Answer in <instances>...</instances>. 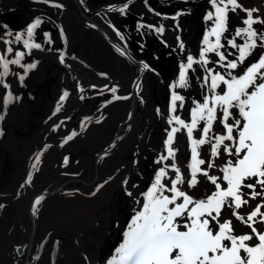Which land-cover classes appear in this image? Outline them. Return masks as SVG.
<instances>
[{
  "label": "rangeland",
  "instance_id": "obj_1",
  "mask_svg": "<svg viewBox=\"0 0 264 264\" xmlns=\"http://www.w3.org/2000/svg\"><path fill=\"white\" fill-rule=\"evenodd\" d=\"M80 1L89 11L106 9L98 16H94V20L127 49L132 57L143 66L144 64L149 66L144 70L136 90L138 94L136 108L144 107L143 113L137 121L139 126L137 130L134 127L133 131L128 122L127 125L119 129V124L126 122L130 112L131 85L136 74V67L111 47L98 31L83 21L73 0H51V3L61 4L62 8H55L51 6V3L36 2V0H0V35H3L4 40L12 41L8 45L0 41V54L4 48L10 46L14 52L26 53L25 60L21 62L22 65L29 61L38 62L36 69L31 70L26 76L25 86L22 87L24 95L21 98L23 102L20 111L27 117L28 129L31 131H33L32 126L38 122L37 118L42 119V122L45 119H50L46 116L47 107L53 105L56 109L61 95L65 91L69 93L61 107V110L65 108V112L62 114L63 123L58 122L62 128L63 124L69 127L71 124L72 132L77 133L73 137L74 142L68 148L71 161L67 165L65 173L59 170L52 171L46 185L53 181L57 175L80 177L78 170L90 167L91 159L95 156L92 153L101 151L117 132L122 133L117 145V156L113 158L110 153L105 156L106 164L103 171L111 173L114 168H118L119 163L124 162L121 166L124 167L123 172H119L120 169L117 172L114 171L112 180H108L105 176L102 181L88 182L84 188L86 190H83L79 185L72 186L81 188L79 190H69L66 187L63 190L68 191L66 194L49 195L51 199L45 203L44 208L45 215L50 216L46 231L52 230L53 222H56L58 225L55 224L53 228L58 233H64L61 242L64 246L71 245L76 239L80 241V247L73 254V257L76 258L73 264H106L122 242L123 232L135 214L134 209L139 210L142 207L141 193L147 190L159 168L172 164L171 159L159 164L154 162L161 155H167L164 144L167 131H170L172 127H179L175 123L168 124L172 92L175 91L176 94L184 97V106L179 107L180 102L178 101L177 111L173 115L179 116L186 123L191 122L190 110L195 106L193 101L202 102L206 94L211 95L208 87L203 84L206 72L200 64H194L193 68L188 71L189 84L186 88H170V85L177 81L179 65L187 63L188 54H192L194 58L198 59L205 31L213 26V22L206 20L205 16L209 11L214 12L215 10L211 8L209 0ZM239 2L246 8L259 10L254 13V18H264V0H239ZM125 4L128 7L122 13L118 9ZM110 8L114 10H109ZM178 12L181 15L173 20L172 17L176 16ZM245 16V12L241 9L228 12V31L223 33L221 42L225 44L229 52L235 50L227 46V39L232 38L236 28L245 27L242 23ZM37 17H40L43 23L35 30L34 40L41 43L44 50L33 49L29 53V50L23 47V40L15 42L13 36L8 33L24 34L26 27ZM140 25H144V27H140ZM160 26L165 28L163 34L155 31ZM253 27L258 32H264L262 24H254ZM61 30L64 33L63 38H61ZM117 32L120 35H117ZM44 33H48L52 39L51 45L44 43ZM177 37L180 38L179 41ZM210 39L214 41L215 38L210 37ZM236 39L237 43H243L244 37ZM180 42L184 44L183 50L178 47ZM49 48L52 50L49 51ZM260 51L257 49L244 66L257 59ZM60 52L65 53L64 64L59 61ZM207 56L210 61L208 68L221 73L226 71V69L219 68L218 64L212 63V61H218L215 53H208ZM9 58H15L14 54H10ZM232 58L229 57V59ZM244 66L238 68L237 72L242 71ZM9 67L10 76L14 81L21 83L15 73L23 75V68L16 65ZM93 85L96 87L93 88ZM112 87L117 88L115 96L126 98L115 99L110 91ZM81 88L84 89L83 92L80 91ZM100 89L104 90L103 94H100ZM221 89L226 90V86L221 85L216 90L217 93H220ZM82 96L83 99H81ZM157 109H159V113ZM232 111L238 117V110L233 109ZM221 115L222 113L218 109L217 116ZM133 122L134 120L130 121L132 125H134ZM15 123L18 122L15 121ZM203 124V121L198 124L197 129L193 132V138L200 137V129ZM82 126L84 127L83 131L81 130ZM213 134H226L219 119L213 123V133L210 135ZM225 143L230 142L226 141ZM173 148L176 150L177 166L181 169L182 174L188 176L187 165L190 163L191 152L186 129H181L175 134ZM198 151L200 158L206 161V164L201 167L206 168L210 159L211 144L206 143ZM124 153H128L130 157L127 158ZM58 159L62 161L63 154L56 153L44 160L50 164L54 163L57 167L55 162ZM228 159L235 158L223 153L221 157L215 159V163L224 166ZM51 166L48 167L47 164L44 169L42 166L40 167L37 174L38 184H44L49 172L48 168ZM64 168L65 166L62 165V169ZM209 174L218 177L223 175L219 168L210 169ZM174 176L175 173L168 167V175L163 182L168 184ZM125 180L128 181L127 184L124 183ZM198 180L200 182L195 188L189 189L187 184L178 187H182L196 199H203L216 190L206 177L199 175ZM219 182L222 187H227L226 182L222 180ZM249 182L251 181H245V183ZM132 185L137 187H132ZM126 189L132 192L133 196H129ZM38 191L34 190V193ZM242 191L250 190L242 189ZM165 194L171 195V193ZM28 195L29 193L26 192V196ZM137 199L141 201L140 205L135 203ZM258 201L259 198L256 201H250L249 205L243 206L239 211L244 212L246 209L250 211L252 205ZM180 202L182 201H177V203ZM170 207L172 206L170 205ZM74 211L78 213L75 214ZM261 211L264 212V208ZM39 218L38 234L39 230L41 233L43 232L44 229L41 227L45 222L44 217L39 216ZM230 218L233 219V217ZM86 219L93 221V224L84 229L87 227ZM186 221V215L183 218H177L180 225L178 230L186 231L184 228ZM64 222L67 226L64 225ZM211 223L215 224L216 222L211 221ZM236 224L242 226L244 231L249 232L239 221H236ZM256 227H264V225L257 224ZM12 239L18 240L19 236L15 235ZM247 243L251 244L250 241ZM64 256L67 259L66 262L72 264L69 257Z\"/></svg>",
  "mask_w": 264,
  "mask_h": 264
},
{
  "label": "snow or ice",
  "instance_id": "obj_2",
  "mask_svg": "<svg viewBox=\"0 0 264 264\" xmlns=\"http://www.w3.org/2000/svg\"><path fill=\"white\" fill-rule=\"evenodd\" d=\"M36 2L51 3V0H36ZM209 4L215 11H209L205 19L212 21L213 26L205 31L199 57L196 59L192 54L187 55V63L179 65L178 79L170 85V88H186L189 84L188 71L194 64H200L206 72L203 84L208 87L211 95L206 94L202 102L193 101L195 106L190 110L191 122L186 123L179 116L173 115L177 111L178 101L179 107L184 106V97L176 94L175 91L172 92L168 124L175 123L179 127H172L167 131L164 141L167 155H161L154 162L159 164L171 159L172 164L168 167L175 176L165 184L163 181L168 175V167H161L155 172L149 187L141 193L142 207L139 210L134 209L135 214L123 232L122 242L106 264H264V227H256L257 224L264 225V212L261 211L264 208V32H258L253 27L254 24L264 25V18H254V13L259 10L246 8L239 0H209ZM51 6L63 7L58 3H51ZM127 7L128 5L125 4L118 10L123 13ZM237 9H241L246 14L242 21L245 27L236 28L232 38L227 39V46L235 50L229 52L221 40L223 33L228 31V12H235ZM180 15L181 13L178 12L172 19L175 20ZM42 23L43 20L37 17L26 27L24 34L8 33V35H12L15 42L23 40V47L29 50V53L33 49L43 51V45L34 40L35 30ZM155 31L163 34L165 28L160 26ZM117 35H120L119 32ZM44 37V43L51 45L53 41L49 34L44 33ZM63 37L64 33L61 30V38ZM210 37H214V41ZM237 37H244L243 43H237ZM177 40L179 41L180 38L177 37ZM0 41L5 45L12 42L4 40L3 35H0ZM178 47L183 50V42H180ZM257 49L261 50L258 58L244 66ZM208 53H215L218 61L212 63L226 69L224 73L207 67L210 63ZM10 54H14L15 58L10 59ZM25 55V52H14L10 46L4 48L0 54V87L6 90L3 107H7L14 98V94L7 91L10 85L5 83V78L10 75L9 66L16 65L23 68V75L15 73L21 83L28 73L37 67L38 62L22 65ZM229 57L233 58L229 59ZM59 61L61 64L65 63V53L60 52ZM241 66H244L243 70L237 72ZM148 67L144 64L145 69ZM221 85L226 86V90L221 89V92L217 93L216 90ZM80 91L83 92L84 89L81 88ZM103 91L100 89V94H103ZM110 91L115 99L126 98L115 96L116 87H112ZM68 95L67 91L61 95L53 115L61 111ZM83 98L82 96L81 99ZM19 99V96H15V100ZM218 109L222 113L220 117L217 116ZM233 109L238 110V117ZM157 112L159 113V109ZM3 118V114L0 113V120ZM218 119L226 134L210 135L213 133V123ZM201 121L204 122L200 129L201 135L199 138H193V132ZM58 127L59 124L54 125L52 130L56 131ZM181 129H186L190 144L188 176L182 174L177 166L176 150L173 148L175 134ZM76 135L77 133L73 131L66 136L63 143H68ZM226 141L230 143L226 144ZM206 143L211 144L210 159L207 167L202 168L206 161L200 158L198 149ZM223 153L235 159H228L224 166L217 165L215 159L221 157ZM42 155L43 153L37 154L33 169L40 164ZM67 163L66 157L64 164ZM213 168H219L223 175L219 177L210 175L209 170ZM199 175L206 177L216 189L203 199H196L182 187H178L187 184V188H195L200 182ZM31 179L29 175L25 183H30ZM220 180L226 182V188L221 186ZM245 181L251 182L245 183ZM124 183L127 184L128 181L125 180ZM132 187L137 186L132 185ZM242 189L250 191H242ZM126 192L129 196H133V193L127 189ZM258 198L259 201L252 205L250 211L247 209L244 212L239 211L243 206L249 205L250 201H256ZM42 199L41 196L34 201V214L37 211L35 206L40 205ZM178 200L182 202L177 203ZM135 203L140 205L141 201L137 199ZM2 207L3 205H0V208ZM185 215L186 231L178 230L180 225L177 218H183ZM230 217H234L235 220ZM211 221L216 223L212 224ZM236 221L251 231L242 233L238 230ZM256 240L258 243L255 242ZM249 241L253 243H247Z\"/></svg>",
  "mask_w": 264,
  "mask_h": 264
},
{
  "label": "flooded vegetation",
  "instance_id": "obj_3",
  "mask_svg": "<svg viewBox=\"0 0 264 264\" xmlns=\"http://www.w3.org/2000/svg\"><path fill=\"white\" fill-rule=\"evenodd\" d=\"M31 62L34 61H29V63ZM25 82L26 77L23 83L14 81L10 75L5 78V83L10 85L7 91L14 94L13 101L7 107H3V96L6 90L0 87V113L4 117L0 120V205H3L0 208V264H50L55 262L59 249L62 247L66 249L70 244L64 246L61 243L64 233L54 231V226L52 230H45L46 226L49 225L48 219H50L49 215H45V203L51 199L49 195L53 192H56L57 195L68 193V191H63L66 188V182L68 183L67 187H72L74 184L85 181L77 176L67 175L62 177L57 175L53 181L46 185L52 171L59 170L63 173L67 171V165L71 161L68 148L74 142V138L66 144L63 141L67 135L72 133V126L71 124L70 127L63 124V128L60 126L56 131H53V126L59 124L58 121H63L62 114L65 112V108L53 115L55 107L50 105L47 107L46 116L51 117V120L45 119L46 121L42 122V119L37 118L38 122L32 126L33 131L28 129L27 117L25 114H21L20 111L23 102L21 98L24 95L22 87L25 86ZM15 96H19L20 99L15 100ZM15 121L18 123H15ZM83 129L82 126L81 130L83 131ZM131 129L134 131L133 128ZM98 152L96 151L92 155L96 156ZM38 153H43V155L40 157L38 167L33 169L32 166ZM56 153L63 154L62 161L58 159L55 162L57 167L54 163L50 164L44 160ZM115 153V150L110 152L113 158L117 156ZM66 157L68 159L67 165L64 164ZM99 161L91 162L90 167L78 170V175L81 176L86 171L93 170L100 164ZM47 164L48 167L52 166L51 168L47 167L49 172L46 180L44 184H38L37 174L40 167L42 166L44 169ZM62 165L65 166L64 169H62ZM29 175L32 177L31 182L25 183ZM21 185L24 186L21 187ZM54 185H57V189H52ZM34 190H41L48 193V195L42 193L39 195V191L34 193ZM26 192L29 193L28 196H26ZM41 196L43 199L40 205L35 206L37 211L34 214V201ZM39 216L45 219L41 227L45 230L44 236L42 235L44 230L42 233L39 230V235L34 232V228L39 225ZM233 219L235 218L233 217ZM53 223L56 224V222ZM64 225L67 226L65 222ZM245 228L247 227L245 226ZM247 229L249 232L251 231V229ZM15 235L19 236L18 240L12 239ZM40 243L42 246L40 253H38L36 248ZM256 243H258V240H256ZM31 246H34L32 250ZM43 248L45 250L42 253ZM64 255H66L65 252L60 255V258L67 261Z\"/></svg>",
  "mask_w": 264,
  "mask_h": 264
},
{
  "label": "bare ground",
  "instance_id": "obj_4",
  "mask_svg": "<svg viewBox=\"0 0 264 264\" xmlns=\"http://www.w3.org/2000/svg\"><path fill=\"white\" fill-rule=\"evenodd\" d=\"M136 95H137V97H138V94H137V92H136ZM136 101H137V99L135 100V102L133 103V105H132V113H131V120H134V125H132V123H130V122H128V125H130V128H134V127H136V130H137V128L139 127L138 126V120H139V117H141V114L143 113V106L141 107V109L140 108H136ZM138 111V112H137ZM130 120V121H131ZM144 122V121H143ZM122 124V123H121ZM121 124L119 125V129L120 128H122V127H124L125 125H127V122H125V123H123V125L121 126ZM121 126V127H120ZM119 129H118V131H119ZM135 129V128H134ZM122 133L120 132V134H119V132H117V137H116V139H115V142H116V144L114 145V147L112 148V150L110 151V152H112L114 149H115V147H117V145H118V143L120 142V135H121ZM124 137V136H123ZM138 138V137H137ZM116 151H118V150H115V152ZM109 152V153H110ZM109 153H106V154H103L102 156H100V157H97V155L96 156H94L92 159H91V162H95V161H97V160H100L99 161V165L98 166H96V168H94L93 170H89V171H86L83 175H81L80 176V179H82V180H85L83 183H80V184H74V185H79L81 188H83V190H86V189H84L87 185V183L88 182H91V183H93L94 181H99V180H103L104 178H105V176H106V178H108V180H112L113 179V173H115V172H117L119 169V172H123L124 170H123V168L121 167L123 164H124V162H121V163H119L118 164V168L117 169H115L114 168V170H113V172H111V173H107V171L105 172V171H103L104 170V167H105V164H106V161H105V156L106 155H108ZM116 154V153H115ZM131 155V154H130ZM124 156H127V158L128 157H130L129 155H128V153H124ZM115 171V172H114ZM107 174V175H106ZM77 180V179H76ZM70 181H72V180H70ZM73 181H75V180H73ZM68 186V183L66 182L65 183V187H67ZM53 188H55V189H57V185H54L53 187H52V189ZM69 190H79V189H81V188H76V187H67ZM45 189V187L43 188V190ZM42 190V189H41ZM39 191V195L42 193V194H46V195H48V193H46V192H43V191ZM108 190V189H107ZM104 193V192H103ZM53 194H56V192H53ZM52 196V195H51ZM105 196L107 197V194H105ZM73 208V207H72ZM87 209V208H86ZM71 210H73V209H71ZM75 210V209H74ZM75 212V214H77L78 212L77 211H74ZM73 212V213H74ZM80 212V211H79ZM87 216H88V213H87ZM57 218V217H56ZM88 219H89V217H88ZM59 221H61L60 219H59ZM85 222H86V226L87 227H84V229H86V228H89V226L91 225V224H93V221H91V220H85ZM70 223H71V221H70ZM36 224V223H35ZM73 224V223H72ZM85 224V223H84ZM56 225H58V224H56ZM53 226H54V223H53ZM85 226V225H84ZM56 227V226H55ZM82 227V226H81ZM91 227V226H90ZM238 229L240 230V231H242V232H244V233H246V231H244L243 229H242V226H238ZM82 230V229H81ZM248 231V230H247ZM34 232H35V234L36 235H39L38 234V229L35 227L34 228ZM80 234H81V232H80ZM36 237V236H35ZM41 238V237H40ZM80 238V237H79ZM78 238V239H79ZM95 240V239H94ZM82 242V241H81ZM251 243H253L252 241H250ZM46 243V242H45ZM79 243H80V241L79 240H77L76 239V241L75 242H72L71 243V245H70V247L66 250V251H64V248L62 247V248H60V250L58 251V255H62V253L63 252H65L66 253V255H68V257H69V259H70V261H71V263L73 264L74 263V260L76 259L75 257H73V254L75 253V252H77V250H78V248L80 247L79 246ZM34 246H31V250H32V248H33ZM40 249H41V244H39V246L36 248V251L38 252V253H40ZM81 249V248H80ZM79 249V250H80ZM45 249H42V253H43V251H44ZM41 253V254H42ZM35 254V253H34ZM57 255V257H56V260H55V262H52V263H50V264H69V263H67L66 262V260H62L61 258H60V256H58ZM77 257V256H76ZM89 257V256H88ZM39 259V258H38Z\"/></svg>",
  "mask_w": 264,
  "mask_h": 264
},
{
  "label": "water",
  "instance_id": "obj_5",
  "mask_svg": "<svg viewBox=\"0 0 264 264\" xmlns=\"http://www.w3.org/2000/svg\"><path fill=\"white\" fill-rule=\"evenodd\" d=\"M80 17L83 19V21H86V23L92 28L98 31L104 40L111 46L113 47L116 51H118L120 54L123 52L124 54L122 55L130 64L136 67V74L133 80V83L131 85V97H132V102L130 104V112L129 115L126 119V122H130L131 120V113H132V105L135 102V100L138 98L136 95V90L139 84V80L144 73V66L138 62L130 53L128 52L127 49H125L118 41L115 40L114 37H112L107 30L98 22L94 20V16H98L100 13L106 11V9H97L95 11H89L80 0H73ZM121 124V123H120ZM119 124V125H120ZM123 123L121 124V126ZM120 126V127H121ZM117 137V133L111 137L112 139L108 141V143L105 145V147L97 153V157L102 156L103 154L109 153L114 145L116 144L115 139Z\"/></svg>",
  "mask_w": 264,
  "mask_h": 264
}]
</instances>
